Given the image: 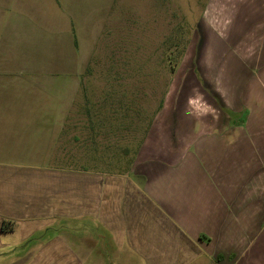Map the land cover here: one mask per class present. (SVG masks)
<instances>
[{
    "label": "crops",
    "instance_id": "0c3cea01",
    "mask_svg": "<svg viewBox=\"0 0 264 264\" xmlns=\"http://www.w3.org/2000/svg\"><path fill=\"white\" fill-rule=\"evenodd\" d=\"M26 6L0 0V264H264V0L207 1L199 96L152 125L126 173L40 161L66 117L16 103L9 76L41 90L67 74L77 89L96 42L48 2Z\"/></svg>",
    "mask_w": 264,
    "mask_h": 264
},
{
    "label": "rangeland",
    "instance_id": "374dc122",
    "mask_svg": "<svg viewBox=\"0 0 264 264\" xmlns=\"http://www.w3.org/2000/svg\"><path fill=\"white\" fill-rule=\"evenodd\" d=\"M24 1L26 7L48 2L50 8H57L54 16L60 25L72 22L75 39L90 44L92 32L96 42L86 70L82 77L77 76L81 79L77 89L74 76L67 74L51 80L46 76L41 90H30L33 81L27 83L29 75L18 76L14 71L9 76L14 87L9 93L16 103L36 101L48 116L66 117L63 125L51 128L54 136L49 139V153L40 155V161L54 167L77 165L128 172L152 125L157 130L165 118L183 114L179 111L182 100L199 96L204 82L197 71L198 22L208 0ZM83 23L89 26L88 34ZM86 48L84 45V52ZM45 55L51 56L46 64L53 54ZM83 57L82 51L76 64L64 57V68L70 72L80 68ZM192 104L195 109L199 100ZM26 111L16 104L15 114ZM189 129L178 125L177 131ZM43 133V129L34 131L35 135ZM24 142L25 138L15 139V143Z\"/></svg>",
    "mask_w": 264,
    "mask_h": 264
},
{
    "label": "trees",
    "instance_id": "16d2710c",
    "mask_svg": "<svg viewBox=\"0 0 264 264\" xmlns=\"http://www.w3.org/2000/svg\"><path fill=\"white\" fill-rule=\"evenodd\" d=\"M172 68H175V65L172 66ZM15 221L14 220H6L4 221V224H3V229H9V230H12L13 229V226L15 225Z\"/></svg>",
    "mask_w": 264,
    "mask_h": 264
}]
</instances>
